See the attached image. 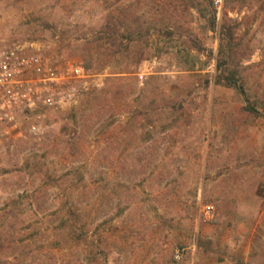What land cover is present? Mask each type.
<instances>
[{"label": "rangeland", "instance_id": "374dc122", "mask_svg": "<svg viewBox=\"0 0 264 264\" xmlns=\"http://www.w3.org/2000/svg\"><path fill=\"white\" fill-rule=\"evenodd\" d=\"M220 1L0 0V44L95 74L0 143V264H264V0Z\"/></svg>", "mask_w": 264, "mask_h": 264}, {"label": "built area", "instance_id": "2783aa9c", "mask_svg": "<svg viewBox=\"0 0 264 264\" xmlns=\"http://www.w3.org/2000/svg\"><path fill=\"white\" fill-rule=\"evenodd\" d=\"M213 5L220 8L221 1L213 0ZM94 76L79 60L45 56L22 43H1L0 143L20 135L24 120L28 131L39 135L46 113L74 106ZM183 256L184 248L174 250L177 260Z\"/></svg>", "mask_w": 264, "mask_h": 264}, {"label": "trees", "instance_id": "16d2710c", "mask_svg": "<svg viewBox=\"0 0 264 264\" xmlns=\"http://www.w3.org/2000/svg\"><path fill=\"white\" fill-rule=\"evenodd\" d=\"M219 33L221 49H219V53L217 55L216 74L214 76V82L216 84H221L227 87H233L246 102L245 108L249 111L255 112L256 105L254 106V104H256V101H254V104L250 103V97L246 92L243 83L236 78V71L233 69H229L228 67L227 58L229 56L230 51L232 50L230 45L231 40L233 39L232 27L224 23L220 27ZM224 44L228 45L227 49L225 48V52L222 50Z\"/></svg>", "mask_w": 264, "mask_h": 264}]
</instances>
